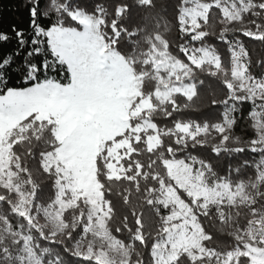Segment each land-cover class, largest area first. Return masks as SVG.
I'll list each match as a JSON object with an SVG mask.
<instances>
[{
  "label": "snow or ice",
  "instance_id": "obj_1",
  "mask_svg": "<svg viewBox=\"0 0 264 264\" xmlns=\"http://www.w3.org/2000/svg\"><path fill=\"white\" fill-rule=\"evenodd\" d=\"M13 10L0 264H264V0Z\"/></svg>",
  "mask_w": 264,
  "mask_h": 264
},
{
  "label": "trees",
  "instance_id": "obj_2",
  "mask_svg": "<svg viewBox=\"0 0 264 264\" xmlns=\"http://www.w3.org/2000/svg\"><path fill=\"white\" fill-rule=\"evenodd\" d=\"M160 4H168L170 0H158ZM18 4V0H0V23L7 27L11 23H17L15 17L22 15V13H17L13 8ZM253 48L254 57L257 54L264 55L260 49H258L254 44L250 45ZM257 72L259 70H256ZM204 111H213V109L205 108Z\"/></svg>",
  "mask_w": 264,
  "mask_h": 264
}]
</instances>
